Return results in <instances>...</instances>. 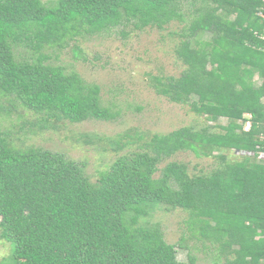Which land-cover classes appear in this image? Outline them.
Segmentation results:
<instances>
[{
	"label": "trees",
	"instance_id": "1",
	"mask_svg": "<svg viewBox=\"0 0 264 264\" xmlns=\"http://www.w3.org/2000/svg\"><path fill=\"white\" fill-rule=\"evenodd\" d=\"M173 22L184 68L152 76L154 90L214 125L135 134L141 149L118 155L94 181L60 152L16 147L0 127V239L10 245L0 264H196L192 254L179 260L146 220L162 206L188 211L189 224L232 255L227 264H264V0H0V100L9 101L0 113L20 106L39 129L113 120L100 87L49 50ZM182 150L217 165L190 173L168 160Z\"/></svg>",
	"mask_w": 264,
	"mask_h": 264
},
{
	"label": "rangeland",
	"instance_id": "2",
	"mask_svg": "<svg viewBox=\"0 0 264 264\" xmlns=\"http://www.w3.org/2000/svg\"><path fill=\"white\" fill-rule=\"evenodd\" d=\"M179 28L177 22L162 30L117 27L107 35L75 38L63 48L49 50L54 63L78 72L85 81L100 87L103 105L118 112L113 120L88 119L78 123L62 120L56 128L39 129L33 124L36 115L17 106L8 114L0 113V127L9 132L16 147L37 146L60 152L81 163L94 181L118 155L141 149L142 141H134L135 134L150 136L182 126L214 125L215 122L190 110L188 105L173 102L154 90L152 76H178L184 68L174 51ZM121 29L127 34H121ZM75 46L80 47V51L74 54ZM255 81L259 79L256 77ZM0 104L7 107L9 101L1 99ZM217 123L225 124L226 119L220 118ZM116 140L131 142L118 147ZM226 153L229 158H239L243 152ZM168 160L185 163L189 172L195 174L208 172L218 162L212 156H195L190 150L178 151ZM189 216L186 210H168L162 206L146 220L159 225L165 240L175 245L179 260L192 254L196 264H227L232 255L219 249L217 242L202 237L200 229L189 224ZM9 255V243L0 239V262Z\"/></svg>",
	"mask_w": 264,
	"mask_h": 264
},
{
	"label": "built area",
	"instance_id": "3",
	"mask_svg": "<svg viewBox=\"0 0 264 264\" xmlns=\"http://www.w3.org/2000/svg\"><path fill=\"white\" fill-rule=\"evenodd\" d=\"M247 126H249V123H247ZM248 127H246V129H247Z\"/></svg>",
	"mask_w": 264,
	"mask_h": 264
}]
</instances>
